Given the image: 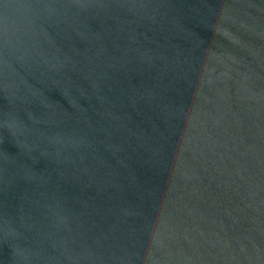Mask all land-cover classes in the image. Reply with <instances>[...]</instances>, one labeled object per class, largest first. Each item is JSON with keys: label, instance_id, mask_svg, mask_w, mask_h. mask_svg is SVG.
Instances as JSON below:
<instances>
[{"label": "water", "instance_id": "obj_1", "mask_svg": "<svg viewBox=\"0 0 264 264\" xmlns=\"http://www.w3.org/2000/svg\"><path fill=\"white\" fill-rule=\"evenodd\" d=\"M0 264H264V0H0Z\"/></svg>", "mask_w": 264, "mask_h": 264}]
</instances>
